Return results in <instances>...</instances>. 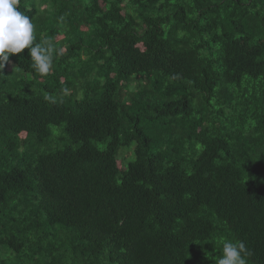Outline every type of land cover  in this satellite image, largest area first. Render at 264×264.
<instances>
[{
	"label": "trees",
	"instance_id": "trees-1",
	"mask_svg": "<svg viewBox=\"0 0 264 264\" xmlns=\"http://www.w3.org/2000/svg\"><path fill=\"white\" fill-rule=\"evenodd\" d=\"M0 72V264H264V0H20Z\"/></svg>",
	"mask_w": 264,
	"mask_h": 264
},
{
	"label": "clouds",
	"instance_id": "clouds-1",
	"mask_svg": "<svg viewBox=\"0 0 264 264\" xmlns=\"http://www.w3.org/2000/svg\"><path fill=\"white\" fill-rule=\"evenodd\" d=\"M20 0H0V72L10 63L11 56L28 50L32 67L42 77L52 70L55 46L51 39L35 43V25L19 10ZM222 256L217 264H249L252 252L243 241L221 239Z\"/></svg>",
	"mask_w": 264,
	"mask_h": 264
}]
</instances>
